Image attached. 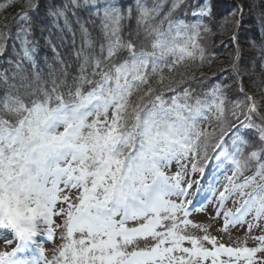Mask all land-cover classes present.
Masks as SVG:
<instances>
[{"label": "snow or ice", "instance_id": "obj_1", "mask_svg": "<svg viewBox=\"0 0 264 264\" xmlns=\"http://www.w3.org/2000/svg\"><path fill=\"white\" fill-rule=\"evenodd\" d=\"M0 58V264H264L191 219L264 232V0H0Z\"/></svg>", "mask_w": 264, "mask_h": 264}, {"label": "trees", "instance_id": "obj_2", "mask_svg": "<svg viewBox=\"0 0 264 264\" xmlns=\"http://www.w3.org/2000/svg\"><path fill=\"white\" fill-rule=\"evenodd\" d=\"M237 2H239V0H216V10L218 12L226 13L227 11L231 10ZM16 11L17 10H15V8H10L8 10L7 14L9 15V20H8L9 25H12L14 23V20L12 19V17L14 16ZM217 20H219V17L217 18ZM255 20H256L255 10L246 9V17H245V24H244L245 32L242 33V35L245 38H249V37L258 38L259 37L258 29L254 27ZM213 30L217 32L216 36L213 38L215 42L217 40H221V38L222 39L225 38L227 40L228 39L227 33L231 31L228 28H225L223 30H217L215 27ZM221 31L224 33L223 35L221 34ZM77 43H79V35L77 36ZM219 43L221 42L214 43L213 44L214 46H212L218 52V55L216 59L214 60L211 68L205 67L203 69L196 70L195 67L193 66V70L196 71L197 77H200L201 73H204L209 77L207 81H204V84H211V83L216 82L221 76V70L228 67L227 61L229 60V52L231 50V44H230V48L228 49L225 47L226 45H222V44L218 45ZM42 46L47 50L48 54H51V56L47 58L49 62H51L53 58V54L51 50L48 47H46L44 44H40V47L37 50V53H36L37 60L43 61V59L48 56V55L47 56L44 55V51L41 48ZM0 65H3L5 67L7 66L4 63L3 58H0ZM209 169H207L206 171H209Z\"/></svg>", "mask_w": 264, "mask_h": 264}, {"label": "rangeland", "instance_id": "obj_3", "mask_svg": "<svg viewBox=\"0 0 264 264\" xmlns=\"http://www.w3.org/2000/svg\"><path fill=\"white\" fill-rule=\"evenodd\" d=\"M226 48H230V44H227L225 46ZM210 171V169H209ZM228 208H234V205L229 202L227 204ZM216 211V205L215 203H208L207 207L203 212H193L191 219H193L195 222H199L201 224H211L212 227L210 228V234L217 236L219 238L220 243H224L227 246L231 247H242L245 246V240L246 246L248 247H255L257 245V241L251 239V236H257L264 234V232H261L258 229H253L252 233L247 232V228L237 226L236 228H229V231L227 233L220 231L222 228L223 220H212L211 217L215 214ZM197 235H203L202 232H197ZM57 244L59 241L56 242ZM208 247H211V245H206ZM4 248V242L3 240H0V249ZM45 248L47 249V255L49 259L53 256V249L54 245L51 243H45ZM8 250H11L10 248ZM221 259H227L226 257H221Z\"/></svg>", "mask_w": 264, "mask_h": 264}, {"label": "bare ground", "instance_id": "obj_4", "mask_svg": "<svg viewBox=\"0 0 264 264\" xmlns=\"http://www.w3.org/2000/svg\"><path fill=\"white\" fill-rule=\"evenodd\" d=\"M15 10H17V11H18V9H17V8H15ZM221 40H226V39H225V38H224V39H222V38H221ZM221 40H217L215 43L221 42ZM40 44H44V42H43V41H41V43H40ZM220 44H221V43H219L218 45H220ZM212 46H214V45H212ZM41 48H42V49H43V51H44V55H45V56H47V55H48L46 58H49V57L51 56V54H48V53H47V50H46V49H45L43 46H42Z\"/></svg>", "mask_w": 264, "mask_h": 264}]
</instances>
